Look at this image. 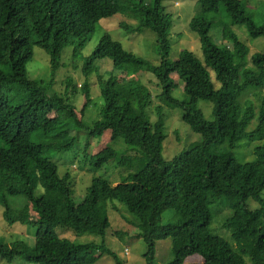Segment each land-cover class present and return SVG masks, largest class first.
I'll return each instance as SVG.
<instances>
[{"label": "trees", "instance_id": "trees-1", "mask_svg": "<svg viewBox=\"0 0 264 264\" xmlns=\"http://www.w3.org/2000/svg\"><path fill=\"white\" fill-rule=\"evenodd\" d=\"M164 1L0 0V63L11 67V72L0 70V203L11 225L21 222L36 228L33 248L25 242L11 244L0 239V259L98 264L108 256L116 264H124L104 242L111 228L108 202L117 201L139 222L134 225L138 239L147 247L146 264H158V243L167 240L174 257L167 264H185L195 256L203 264H247L246 258L252 264H264V147L256 149L255 161L241 163L235 157L243 143L264 142V53L249 60V48L232 32L233 27L245 26L250 36L260 38L264 26L248 14L241 0H198L206 13L218 14L224 5L231 25L217 42L211 37V22L203 15L194 17L190 30L200 39L204 61L189 50L171 61L173 20ZM122 12H135L139 19L136 28L121 26L128 34L149 30L158 36L161 65H153L106 35L87 59L84 72L91 74L97 60L110 58L116 68L152 73L164 87L159 95L162 104L155 107L158 119L153 123L148 113L153 95L146 86L112 75L99 81L104 105L100 119L90 128L84 123L93 103L90 84L80 87L67 78L65 95L48 96L44 85L30 78L27 66L34 57V46H39L50 57L52 75L57 74L67 48L76 44L78 50L84 49L99 21ZM211 71L222 84L219 90ZM173 74L184 84L187 101L173 97L177 86ZM79 89L86 96L81 115L69 98ZM251 96L259 100L258 105ZM200 101L215 105L213 122H206L198 107ZM165 105L181 108L183 122L202 138L170 161L164 158ZM257 117L258 127L248 132ZM84 133L83 153L95 169L118 158L113 145L119 140L129 151L118 160L126 170L122 181L114 185L95 178L85 200L77 203L71 172L61 176L51 157L73 152ZM107 133L111 145L92 155L93 141ZM20 196L30 201L37 221L11 216V199ZM249 200L261 207L251 210ZM216 203H225L226 211H232L224 228L231 233L236 249L211 229ZM167 210H173L174 217L163 225ZM59 228L102 238L103 243L77 245L57 235Z\"/></svg>", "mask_w": 264, "mask_h": 264}, {"label": "rangeland", "instance_id": "rangeland-1", "mask_svg": "<svg viewBox=\"0 0 264 264\" xmlns=\"http://www.w3.org/2000/svg\"><path fill=\"white\" fill-rule=\"evenodd\" d=\"M251 15L259 25L264 26V0H241ZM164 5L168 13L172 16L173 28L171 31V52L169 59L175 61L184 50L193 52L199 59L204 61L201 43L198 35L191 32L190 22L199 15L205 16L212 25L211 37L217 42H221L222 33L227 26L231 25V18L224 5H222L220 13H206L205 7L201 9L198 0H165ZM139 19L135 12H122L109 18L99 21L96 32L89 38L84 49L78 50L77 45H71L67 48L63 55V65L57 74L52 75L50 66V57L39 46H34V57L28 64V74L31 79L41 83L46 88L48 96L55 94H66V80L71 79L77 86L82 87L86 83L90 84L92 89L93 103L87 109L84 117V123L87 127L92 128L101 117L104 100L101 96L100 80H107L110 76H124L128 79L137 80L146 86L153 95V104L148 109V113L152 118V122H157L158 116L155 107L162 104L159 99L164 91L160 80L152 73L142 70L129 69L114 66L112 59L103 58L95 63V67L91 74H85L84 69L87 59L95 53L101 38L109 35L115 41L120 42L123 47L134 54L148 60L153 65H161L162 57L158 53V36L152 31L145 30L142 34H128L121 26L126 25L136 28ZM232 32L238 36L239 40L249 48V60L258 53H264V37L255 38L249 35L245 26H236L232 28ZM0 70L11 72L9 65L0 63ZM176 74L172 75L173 80L177 83L172 95L179 101H187L188 96L184 91V84L176 78ZM178 77V76H177ZM211 78L216 88L219 90L222 84L217 80L216 74L211 71ZM179 81V82H178ZM71 103L78 109L79 114L83 113L86 102V96L83 90L79 89L77 95H69ZM245 96L242 101H245ZM250 99L259 104V100L255 96ZM17 104V101H13ZM199 109L203 112L206 122L211 123L215 120V105L208 101H200ZM184 111L179 107H170L165 105V115L167 123V141L164 145V158L167 161L173 160L183 152L188 151L192 146L201 143L202 138L194 134L189 126L183 122ZM259 125V118L253 120L248 132H252ZM87 139L86 133L83 135L82 143L79 144L73 152L64 154H53L52 161L59 166L61 176H65L71 172L75 190V201L81 203L87 197L89 188L93 184L95 178H103L109 180L114 185L122 181L126 170L119 166L118 160L127 154L129 148L122 140L113 145L117 151L118 158L111 160L100 169L92 167L91 162L85 159L83 146ZM110 133L105 134L102 138L93 141L91 149L92 155L96 154L106 146L111 145ZM84 142V143H83ZM264 147V142H255L250 145L243 143L242 146L235 151L237 161L241 163L255 161L256 149ZM219 151V150H218ZM41 192V189L39 190ZM248 207L256 210L261 205L255 200L248 201ZM112 208H117L113 210ZM225 203L223 205L216 203L212 206V213L215 215L213 232L227 241H229L236 249L235 242L231 237V233L224 228L227 218L232 211H226ZM6 208L0 203V239L6 243L25 242L31 248L35 246L36 228L30 224L26 225L21 222L11 225L5 217ZM223 212L224 215L219 216L218 213ZM11 216L15 220L25 222H35L38 220V214L33 209L30 201L24 197H14L11 199ZM108 216L111 228L107 232L104 240L107 248L115 253L120 262L124 264H146L144 258L147 253L146 244L142 239H138V229L134 223L138 224L137 218L131 214L124 204L117 201L108 202ZM174 217L173 210H167L163 216V225L172 222ZM55 232L62 239H68L77 245H87L95 243L101 245L103 239L93 235H77L73 231L62 228L56 229ZM116 233H122V236H116ZM172 243L170 240L158 243L157 263L167 264L173 261ZM247 264H252L250 259L246 258ZM0 264H29L21 259L15 260L13 263L8 260L0 259ZM98 264H116L115 260L105 256ZM185 264H203L202 258L195 256L189 258Z\"/></svg>", "mask_w": 264, "mask_h": 264}]
</instances>
